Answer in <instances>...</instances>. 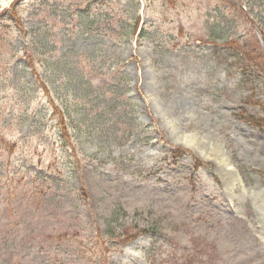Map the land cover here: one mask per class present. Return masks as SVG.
<instances>
[{
  "label": "rangeland",
  "instance_id": "obj_1",
  "mask_svg": "<svg viewBox=\"0 0 264 264\" xmlns=\"http://www.w3.org/2000/svg\"><path fill=\"white\" fill-rule=\"evenodd\" d=\"M260 56L264 0H0V264H264Z\"/></svg>",
  "mask_w": 264,
  "mask_h": 264
},
{
  "label": "bare ground",
  "instance_id": "obj_2",
  "mask_svg": "<svg viewBox=\"0 0 264 264\" xmlns=\"http://www.w3.org/2000/svg\"><path fill=\"white\" fill-rule=\"evenodd\" d=\"M190 143L193 144L191 147L194 149L197 148L199 150L206 151L207 153L211 152L212 154H214V157L220 162L221 165H223V164L225 165V162H224L225 160L221 157V155L219 153H217L215 150L214 151H212V150L207 151L206 145H204L199 139L195 140V139L191 138ZM211 153H210V155H211ZM229 171H232V169ZM228 175H230V174H228ZM236 182H238V180Z\"/></svg>",
  "mask_w": 264,
  "mask_h": 264
},
{
  "label": "trees",
  "instance_id": "obj_3",
  "mask_svg": "<svg viewBox=\"0 0 264 264\" xmlns=\"http://www.w3.org/2000/svg\"><path fill=\"white\" fill-rule=\"evenodd\" d=\"M261 58L260 59H262V61H263V57L264 56H260ZM263 64H264V62H263ZM62 117H64V115L62 116ZM63 121V120H62ZM259 126H261V127H264V122H261V123H259L258 124ZM60 134L62 135V137L65 139V138H67V130H66V127H65V125L63 124V122L61 123V126H60Z\"/></svg>",
  "mask_w": 264,
  "mask_h": 264
}]
</instances>
